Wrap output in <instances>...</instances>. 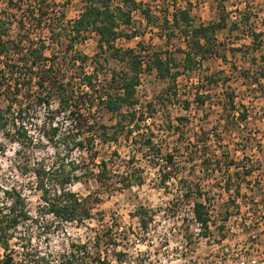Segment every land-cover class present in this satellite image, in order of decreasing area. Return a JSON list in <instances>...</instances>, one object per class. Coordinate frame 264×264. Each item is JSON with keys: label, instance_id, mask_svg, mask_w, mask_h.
I'll use <instances>...</instances> for the list:
<instances>
[{"label": "trees", "instance_id": "16d2710c", "mask_svg": "<svg viewBox=\"0 0 264 264\" xmlns=\"http://www.w3.org/2000/svg\"><path fill=\"white\" fill-rule=\"evenodd\" d=\"M3 1L4 6L0 7V129L8 135H19L21 140L18 141L34 143L37 140L31 134L28 124L32 125L36 110L44 107L51 111L53 116L51 120L37 123L36 127H39V132L50 143L55 146L63 145L66 151L63 156L57 152L51 162L39 160L38 166L34 168L35 177L38 179L36 189L42 191L45 201L43 211L57 218L60 224H82L92 219L93 208L98 200H93L92 194L80 196L71 189V185L80 181L83 174H79V169H83L82 173L94 176L100 183L109 184L114 174H117L114 172L117 162L101 149H97L96 144L99 142L102 145H111L118 142L120 134L124 132L126 140L132 139L136 147L144 150L146 157L151 158L152 165L160 169L163 185L173 177H178L171 171L176 168L182 172V164L186 163L178 162L177 156L171 152L162 156V149L156 142L157 134L152 129L151 122H148L149 118L155 115L153 102H142L138 96V87L142 83L143 73L155 71L159 78L171 82L166 94L179 100L176 82L180 76L187 72L194 73L205 60L214 56L227 60L226 49L240 50L234 46L227 48L226 41H220L218 38L222 30L233 31L241 28L238 22L229 24L224 6L222 5L223 9L219 8L217 19L195 24L191 13V0H176V6L178 1L186 2L187 6H177L171 17L165 12L163 18L155 16L151 8L137 0H82L83 10L73 20L66 19V7L72 0H65L60 6L62 10L57 7L61 3L58 0ZM136 12L146 19L148 26L158 27L160 36L166 42L171 43L175 38L183 41L185 47L178 46L179 51L184 54L182 62L178 61L169 47L157 49L143 43H140L138 48L118 46V39H131L138 35L140 30L137 29L127 32L136 24ZM26 19L30 20V25H27ZM158 19H162V22H158ZM33 29H36L38 34H34ZM249 31L252 37L250 47L254 50L262 48L264 31H258L252 26ZM44 33H48V36ZM92 33L97 34L101 51L93 57L76 48L77 43L86 40ZM47 39L50 40L49 44ZM50 43L60 46L62 50L56 51L57 47H53V54L48 55ZM143 51H148V58H145ZM101 53H107L111 58L122 62L123 68L104 70V64L99 60ZM95 61H99L98 65L93 64ZM90 64L93 70L87 71L86 68ZM241 73L244 78L250 80L249 85L263 84V67L256 73H252L250 69ZM101 75L105 78H101ZM222 80L227 83L230 78H222L217 73H211L205 78L203 76L194 101L203 107L211 98L209 88L220 85ZM56 100L59 106L57 110H51ZM170 102L172 103L171 99ZM181 104L186 109L190 108L187 99ZM241 105L244 111L236 116V111H239L236 95L228 94L223 105L228 114L220 120V125L232 129L238 126L239 121L247 120L248 111L244 103ZM83 109L92 114V120L79 118ZM57 114L71 118L65 129L62 126L64 122L61 124L54 120ZM109 116L115 119L110 120L114 123H108ZM184 120L189 118L178 116L176 124L171 122V125H167L168 130L184 133L181 127H188V122L184 123ZM152 123L155 121L152 120ZM147 126L149 132H146ZM137 133L141 138L136 136ZM200 141L202 144L206 143L204 139ZM2 146L0 141V149ZM80 149H88L91 152L90 158L69 159V156ZM214 153L216 152L203 150L206 155L204 165L218 166L217 169L223 171V189L230 192L234 178L229 175V171L233 166L238 169L241 166L234 160L227 161L229 156H225L224 152V156ZM134 155L126 160L128 166L125 172L120 174V182L124 187L144 183V170L141 166L134 165L136 154ZM116 156H119L118 152ZM188 159L194 161V156H188ZM92 166L94 168H91ZM254 171L253 167L246 170L245 176L253 175ZM179 182L183 191L182 199L193 204L196 222L201 226L202 232L208 235L210 222L214 220L211 218V209L207 204L209 198L203 185L186 177L180 178ZM236 188V197H239L241 189L239 186ZM238 211L236 214L239 215ZM256 211L255 225L248 229L256 227L260 223V217L264 219V216H260L261 213ZM232 214L234 213L227 212L225 221L229 220ZM136 215L141 219L142 228L148 229L156 214L150 207L140 206ZM34 219L23 189L16 185L5 186L0 183V250L3 251L0 264H111L109 257L99 249H103V242L111 247L116 244L112 242V233L96 232L92 245L72 240L63 251L54 253L51 250L43 251L40 246L35 245L30 230L26 231L30 222H35Z\"/></svg>", "mask_w": 264, "mask_h": 264}, {"label": "rangeland", "instance_id": "374dc122", "mask_svg": "<svg viewBox=\"0 0 264 264\" xmlns=\"http://www.w3.org/2000/svg\"><path fill=\"white\" fill-rule=\"evenodd\" d=\"M64 1L58 0L61 3L57 7L61 10L60 6L65 3ZM137 1L151 8L158 18H163L165 12L171 17L177 6H187V3L182 1H178L176 6V0ZM191 3V13L195 24L217 19L219 8L223 9V5L228 14L229 24L238 22L241 28L233 31L222 30L218 38L220 41H226L227 48L234 46L240 50L226 49L227 60L214 56L205 60L194 73L187 72L180 76L176 82L179 100L166 94L169 92L167 88L171 82L159 78L155 71H146L142 74L138 96L145 104L153 102L155 115L149 118L148 122H151V127L157 134L156 142L162 149V154H164L162 156L171 152L177 156L178 162L186 163L182 164V172L176 168L171 171L174 176L178 177H173L163 185L160 169L152 165L151 158L146 157L147 153L136 147L132 139L126 140L125 132L120 134L118 142L111 145H102L98 142L96 148L101 149L117 162L114 167V172L117 174H114L109 184H102L94 176L82 173L83 169H79V174L83 175L80 181L71 185V189L82 197L92 194L91 198L98 200L93 208V218L82 224H60L57 218L43 211L45 201L42 198V191L36 189L38 179L34 174V168L38 166L39 160L51 162L55 159L57 152H60L62 156L66 152L63 145L55 146L50 143L39 132V127H36L37 123L41 124L45 120H51L53 114L44 107L36 110L32 125L28 124L31 134L37 140L34 143H28L26 140L18 141L21 140L19 135L18 137L13 136V133L8 135L0 129V141L3 143L0 149V183L5 186L16 185L23 189L28 198L29 209L35 218V222L31 221L26 231L30 230L34 244L40 246L43 251L51 250L59 253L72 240L92 245L96 232L107 231V233H112V242L116 244L114 243L111 247L103 242V249L99 251H103V254L109 257L111 264H182L187 258H193L189 256H195L190 249L198 248L202 253H206L209 245H216V242H221L224 236H227L224 244L235 249L238 247L251 249L256 246V264H264L263 217H260V223L256 227L248 229L251 225H255L256 210L261 213L260 216H264V78L262 85L258 83L249 85L250 80L244 78L241 73L245 69L256 73L261 67L264 68V46L257 50L252 49L250 47L252 37L249 31L251 26L258 31H264V0H191ZM1 6H4L3 0H0ZM83 7L82 0H72L66 7V19L77 18ZM134 16L136 24L127 32L137 29L140 30L138 35L131 39L127 37L118 39V46L138 48V45L143 43L157 49L169 47L178 61H183L184 54L178 49V46L185 47L183 41L175 38L171 43L166 42L160 36L158 27L148 26L146 19L139 12H136ZM26 20L27 25H30V20ZM157 21L162 22V19ZM33 32L38 34L36 29H33ZM44 35L48 36V33ZM97 38V34L92 33L86 40L77 43L76 48L93 57L101 52ZM49 41L47 39L48 44ZM53 47H57L56 51L62 50L60 46L50 43L49 50H47L48 55L53 54ZM147 54L148 51H143L145 58H148ZM99 60L104 64V70L107 71L113 67L121 69L124 66L122 62L111 58L107 53H101ZM98 62L95 61L93 64L98 65ZM79 64L78 62L77 66ZM182 69L181 65L180 70ZM86 70L92 71V65H88ZM211 73H217L222 78L229 76L230 80L227 83L222 80L220 85L210 87L211 98L202 107L194 101L196 92L203 76L205 78ZM101 78L105 77L101 75ZM231 93L236 95L239 108V111L235 113L236 116L244 111L241 105L244 103L248 118L245 121H239L238 126L226 129L220 125V120L228 114L223 105L228 94ZM185 99L190 102L189 109L181 104ZM58 106L59 103L56 100L51 110H57ZM81 112L82 114H79L81 120H92V114L87 109ZM178 116L189 118L183 121L188 122V127H181L184 133L173 132L167 128V125L172 124L171 122L174 124L178 122ZM54 118L61 124L64 122L62 125L64 129L71 120L63 114H57ZM107 120L108 123H114L110 120L115 119L109 116ZM152 120L155 123H152ZM149 130L148 127L145 131L149 132ZM137 134L136 136L141 138L139 133ZM203 139L206 140L205 144L200 141ZM205 149L212 153L216 152L214 154L217 156H222L224 152L225 156H229L227 161L239 162L241 166L239 169L233 166L229 171V175L234 178L230 192L223 189L225 177L223 171L214 165L205 167L206 155L203 154ZM134 154H136L134 165L141 166L144 170V183L124 187L120 182V174H123L128 166L126 160L135 156ZM191 155L194 156V161H189L188 156ZM90 156L91 152L88 149H80L69 156V159L74 157L83 160L89 159ZM241 164L246 166L242 167ZM252 167L255 169L253 175L245 176L246 170ZM183 177L203 185L209 198L207 204L214 215V223L210 231L214 237L211 239L216 242H207L201 234H197V225L191 216L192 207L190 208L189 203L184 201L181 195L183 191L180 189L179 179ZM238 186L241 189V195L236 197ZM234 198L237 199L234 200ZM140 206L150 207L155 211V218L148 229L142 228L141 219L136 215ZM237 211L240 212L239 215L236 214ZM227 212L234 214L225 221ZM251 229L254 230L253 233L248 231ZM2 254L3 251L0 250V256ZM199 255L196 253V256Z\"/></svg>", "mask_w": 264, "mask_h": 264}, {"label": "built area", "instance_id": "2783aa9c", "mask_svg": "<svg viewBox=\"0 0 264 264\" xmlns=\"http://www.w3.org/2000/svg\"><path fill=\"white\" fill-rule=\"evenodd\" d=\"M189 206L190 208L192 207L191 216L193 217V220L197 225V234H201V237H203L207 242H216L214 241V239H211V237H214V234H211L209 232L208 235H205L202 232L201 226L196 222V218L193 212V204H189ZM211 218L212 220H214V215L212 213ZM212 227L213 221L210 222V231ZM253 231L254 230H251L250 232L253 233ZM226 239L227 236L221 242H216V245H209V247L206 246V249H208L206 253H202V251H199L198 248H195V250L190 249L191 253H195V256H189L193 258H187V260H185V262H183L182 264H256V246L252 247L251 249L241 247L235 249L231 246L224 244V241ZM196 253L200 255L196 256Z\"/></svg>", "mask_w": 264, "mask_h": 264}]
</instances>
